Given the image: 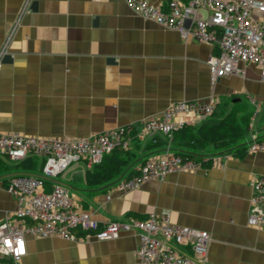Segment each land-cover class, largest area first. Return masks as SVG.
<instances>
[{
  "label": "crops",
  "instance_id": "1",
  "mask_svg": "<svg viewBox=\"0 0 264 264\" xmlns=\"http://www.w3.org/2000/svg\"><path fill=\"white\" fill-rule=\"evenodd\" d=\"M142 1L156 7L167 2ZM253 18L264 25V13ZM4 47L0 133L80 139L132 127L128 166L112 183L89 186L82 162L57 177L78 210L99 223L166 216L172 224L208 232L207 264H264V222L247 224L252 182L264 177V151H212L194 172L151 179L132 191L117 189L146 158L188 151L173 138L140 132L142 121L158 118L173 103H225L237 123L247 125L238 145L249 143L251 131L264 139V81L256 65H241L244 76L212 84L206 63L215 52L211 44L144 19L124 0H0V51ZM37 160L30 174L38 175ZM16 207L0 181V222ZM137 246L133 232L105 241L27 236L19 264H140Z\"/></svg>",
  "mask_w": 264,
  "mask_h": 264
},
{
  "label": "built area",
  "instance_id": "2",
  "mask_svg": "<svg viewBox=\"0 0 264 264\" xmlns=\"http://www.w3.org/2000/svg\"><path fill=\"white\" fill-rule=\"evenodd\" d=\"M133 12L184 39L211 44L215 52L207 59L210 81L229 75L244 76L241 65L254 64L264 81V25L253 14L264 13V0H167L156 7L142 0H124ZM204 13V14H203ZM4 49L0 51L1 55ZM210 102H178L158 118L142 121L140 132L172 140L175 132L201 124L213 113ZM131 126H120L80 139H54L0 133V156L11 163L27 157L41 160L39 177L7 178L5 191L16 199L11 218L0 222V264H19L26 252V237L105 241L121 233L137 235L135 255L140 264H207L210 235L206 231L172 224L168 217L150 213L143 218L124 217L99 223L72 203L69 190L53 182L71 164L82 162L87 170L101 163L116 147L129 149ZM247 153L264 151V139L250 132ZM210 158L192 160L179 154L146 158L138 172L117 184L132 191L151 179L175 172H194ZM109 198V197H107ZM264 222V177L252 182L247 224Z\"/></svg>",
  "mask_w": 264,
  "mask_h": 264
},
{
  "label": "trees",
  "instance_id": "3",
  "mask_svg": "<svg viewBox=\"0 0 264 264\" xmlns=\"http://www.w3.org/2000/svg\"><path fill=\"white\" fill-rule=\"evenodd\" d=\"M244 120V119H243ZM243 127L237 123L235 111H226V104L215 105L211 116L197 127H185L173 135V140L188 149L187 152H179L192 160H200L209 152L233 153L241 156L246 151L245 145L238 142L246 135ZM151 144L149 147H154ZM129 152L121 147H116L110 154L105 155L100 164L92 170H87L85 178L89 186L108 185L116 180L128 166ZM37 158L27 157L24 160L7 165L0 160V174H6L10 170L20 169L22 172L31 173L36 169ZM130 177V176H129ZM6 179L3 180L5 185Z\"/></svg>",
  "mask_w": 264,
  "mask_h": 264
},
{
  "label": "water",
  "instance_id": "4",
  "mask_svg": "<svg viewBox=\"0 0 264 264\" xmlns=\"http://www.w3.org/2000/svg\"><path fill=\"white\" fill-rule=\"evenodd\" d=\"M18 175H29V176L39 177V175H36V174H30V173H25V172H14V173L12 172V173L1 174L0 181H3L13 176H18ZM53 182L59 183L68 189V186L64 183L58 182L57 180H53Z\"/></svg>",
  "mask_w": 264,
  "mask_h": 264
},
{
  "label": "bare ground",
  "instance_id": "5",
  "mask_svg": "<svg viewBox=\"0 0 264 264\" xmlns=\"http://www.w3.org/2000/svg\"><path fill=\"white\" fill-rule=\"evenodd\" d=\"M154 139V138H153Z\"/></svg>",
  "mask_w": 264,
  "mask_h": 264
}]
</instances>
